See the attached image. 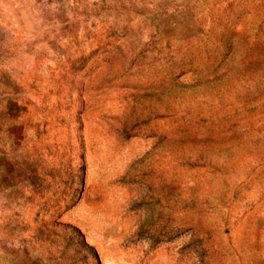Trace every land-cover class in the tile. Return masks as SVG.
I'll list each match as a JSON object with an SVG mask.
<instances>
[{
    "label": "rangeland",
    "instance_id": "obj_1",
    "mask_svg": "<svg viewBox=\"0 0 264 264\" xmlns=\"http://www.w3.org/2000/svg\"><path fill=\"white\" fill-rule=\"evenodd\" d=\"M0 264H264V0H0Z\"/></svg>",
    "mask_w": 264,
    "mask_h": 264
},
{
    "label": "trees",
    "instance_id": "obj_2",
    "mask_svg": "<svg viewBox=\"0 0 264 264\" xmlns=\"http://www.w3.org/2000/svg\"><path fill=\"white\" fill-rule=\"evenodd\" d=\"M9 117L10 118H16V115H13L12 113L9 112ZM66 227H68V228L70 227L73 230H75L76 232H78L79 234L83 235V233L80 230V228H78V227H76L74 225L66 224ZM83 244L87 248L88 252L95 257L97 262H99L100 259H99V255H98L97 249L93 245L87 243L85 240L83 241Z\"/></svg>",
    "mask_w": 264,
    "mask_h": 264
}]
</instances>
